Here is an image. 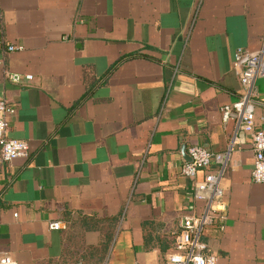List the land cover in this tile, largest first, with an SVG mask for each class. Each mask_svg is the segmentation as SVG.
I'll return each instance as SVG.
<instances>
[{"label":"crops","instance_id":"crops-1","mask_svg":"<svg viewBox=\"0 0 264 264\" xmlns=\"http://www.w3.org/2000/svg\"><path fill=\"white\" fill-rule=\"evenodd\" d=\"M263 13L264 0H0V38L20 48L0 46L6 136L29 151L0 164V254L15 264H165L179 219L203 211L195 183L217 171L182 176L188 149L222 153L235 137L224 230L201 238L216 264H264L251 136L220 114L239 96L234 51L260 48ZM254 90L248 110L264 131V77Z\"/></svg>","mask_w":264,"mask_h":264},{"label":"built area","instance_id":"built-area-1","mask_svg":"<svg viewBox=\"0 0 264 264\" xmlns=\"http://www.w3.org/2000/svg\"><path fill=\"white\" fill-rule=\"evenodd\" d=\"M264 25V13H263ZM0 46L6 52L18 51L19 47L3 43ZM233 66L239 72L240 91L238 99L220 108L223 124L233 122L236 130L251 136L253 164L251 179L256 184H264V131L255 130L253 114L248 107L254 103L255 82L264 77V40L259 49L247 51L236 49L233 54ZM6 79L19 83L21 77L6 73ZM31 77L26 76L25 80ZM13 109L0 99V164L18 158H26L29 154L27 144L20 140L7 138L8 117ZM236 138L233 137L225 152L213 153L205 148L193 146L187 151L190 161L181 167L180 173L187 178H193L200 170H207L211 164L217 166L215 173L207 171L203 179L194 185V197L204 203L203 211L197 216L185 215L178 221V232L174 236L175 252L168 256L165 264H216V255L209 251L208 245L202 241V232L208 227L224 230L226 219V203L221 187L222 174L226 167L230 152ZM16 217V215H13ZM61 223L48 224V229L57 231ZM0 264H15L6 254H0ZM82 264V263H78Z\"/></svg>","mask_w":264,"mask_h":264},{"label":"water","instance_id":"water-1","mask_svg":"<svg viewBox=\"0 0 264 264\" xmlns=\"http://www.w3.org/2000/svg\"><path fill=\"white\" fill-rule=\"evenodd\" d=\"M190 160V159H189Z\"/></svg>","mask_w":264,"mask_h":264}]
</instances>
